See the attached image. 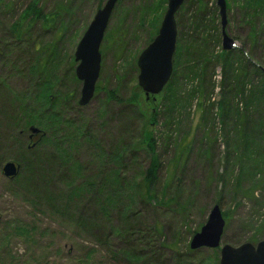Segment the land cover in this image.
Instances as JSON below:
<instances>
[{"label":"rangeland","instance_id":"rangeland-1","mask_svg":"<svg viewBox=\"0 0 264 264\" xmlns=\"http://www.w3.org/2000/svg\"><path fill=\"white\" fill-rule=\"evenodd\" d=\"M34 1L43 16H53V22L31 23L29 16L16 36L12 27ZM105 1L0 0V264H219L223 245L235 248L261 242L264 181L250 196V172L241 175L239 170L245 165L240 161V147L233 144L234 136L217 116L220 66L209 68L208 80L202 84V100L193 93L200 81L181 79V103L188 94L192 100L174 112L172 120L166 121L160 112L156 123L150 125L155 141L153 155L159 166L149 192L143 182L150 162L148 153L122 149L142 139L144 120L132 96L139 88L137 58L148 46L151 32L152 15L145 8L156 0H121L116 4L104 36L116 28L117 41L106 46L103 36L93 97L88 104H79L81 82L72 79L77 66L74 52ZM196 1L204 7L202 15L207 21L216 13L221 29L216 0H184L175 15L176 42L180 45L189 40L192 22L199 16ZM226 11V33L236 48L264 63V48L249 44L251 32L241 21V12L231 5ZM207 26L205 33L210 35L212 23ZM219 47L221 41L218 47L213 46L217 54ZM53 48L55 55H51ZM35 60H41L42 65L49 60L55 70L54 98L59 99L60 107L53 112L61 122L54 130L50 127L43 131L34 123L25 126L26 118L13 98L21 97L33 85L28 69ZM111 92L114 98L109 99ZM68 121L71 128L84 127L105 153L111 154L119 144L123 159L117 206L101 208L98 185L94 193L81 202L71 200L68 206L64 178L76 176L68 172L54 146L64 144L63 137L71 134ZM90 152V147L82 145L70 151L73 160L83 166L85 177L94 172ZM7 162L19 166L13 178L2 172ZM113 168L109 164L101 176L109 178ZM215 205L225 220L220 246L190 249L192 237ZM125 209L128 211L123 214ZM155 228L156 233L151 231Z\"/></svg>","mask_w":264,"mask_h":264},{"label":"trees","instance_id":"trees-1","mask_svg":"<svg viewBox=\"0 0 264 264\" xmlns=\"http://www.w3.org/2000/svg\"><path fill=\"white\" fill-rule=\"evenodd\" d=\"M226 2L227 10L231 5L241 12V21L249 27L251 32L249 44L261 45L264 48V0H226ZM166 3L167 0H156L154 5L145 8V12L152 15L148 44L158 32L164 15V13L161 14L159 11L163 10L162 7ZM196 3L199 7V16L192 22L189 40L184 41L181 45L178 41L176 42L172 61V75L167 85L156 96V100L155 97L146 100L142 91L136 87L138 91L133 94L132 101L138 107L137 111L144 120L142 139L139 143L132 144V147L126 146L122 149H124L123 151L127 149L133 151L143 150L148 153L150 162L147 170H145L143 182L145 190L149 192L157 180V169L159 166L158 159L153 155L155 141L150 125L156 123L160 112L167 117L166 121L172 120L173 113L178 109H182L183 104L189 102V99L192 100L193 96L188 94L183 103H181L179 91L181 79L199 80L200 85L197 86L193 93L194 95L197 94L202 100L204 97L202 84L208 80L209 68L213 67V65H215V68L220 66L222 81L219 90V100L216 104L217 116L220 118L221 125L225 126V129L230 130L229 132L234 136L233 144L235 143L236 147H240V161L244 160L245 162V165H240V174L244 175L246 172H250V196H253L254 189L264 181V169L262 168L264 166V63L254 58H248L244 50L238 48L225 52L219 47L217 54L214 48L218 47L221 41V34L216 13L214 16L212 14L213 19L211 21H207L205 16L202 15L204 7L199 5L201 4L200 1H196ZM36 7L37 2H32L24 12V16L23 14L21 15L20 22L12 27L11 31L16 36L20 35L21 25L29 16H32L30 19L31 23L36 20H45L46 24L53 22V16H43L41 10ZM208 23H212V29L210 28L209 30L212 31L210 35L205 33ZM117 34L116 28L106 32L103 40L106 46L117 41ZM52 51L51 55H55L56 51L54 48ZM40 61H33L28 69L33 85L25 91V94H21V97L13 96V98L17 103L21 116L23 115L26 118L25 126H30L34 123L40 126L43 131H46L47 128L50 129V127L51 130H54L61 122L60 119H56L57 114L53 112V110L56 111L60 107L59 99L54 98L57 84L55 70L52 69L53 66L50 65L49 60L43 62V65ZM72 79L74 82L77 81L73 70ZM98 90L99 87L96 88V92ZM68 98L69 96L65 95V99L68 100ZM108 98H114V93H108ZM28 101H30V104H28ZM198 105L200 106L201 104L199 103ZM49 111H52V113ZM68 122L66 125L70 129L71 134L63 137L64 144H54L58 155H60L61 162L67 165V170L72 174L71 176H76L75 178H64L67 183L65 185V189L67 188L65 199L68 206H70L71 200L81 202L87 194L94 193L95 185L99 186L98 192L102 197L100 203L102 209L117 206L119 189H122L119 172L123 159L119 144H116L117 146L111 154L105 153L99 141L88 134L84 127L72 126L71 128L72 124H70V121ZM44 142L47 143L49 140L47 139ZM80 145L88 149L89 147L91 148L90 157L93 158L91 159L93 163L90 166L94 167V172L90 173L91 176L85 177L86 172L83 171V166L74 161L71 156L70 151ZM109 164L114 167L111 176L109 178L102 177L101 171L109 168ZM259 175H261V178L257 179ZM81 177L84 178L83 181H80L81 179L79 178ZM70 179H72L71 183H69ZM108 191H111L110 197L107 193ZM104 193L105 197L103 196ZM246 194L247 192H245ZM127 211L128 209L123 210V214ZM104 214H106L105 211ZM156 230L155 228V230L151 231L156 233ZM133 259L139 258L134 257Z\"/></svg>","mask_w":264,"mask_h":264},{"label":"water","instance_id":"water-1","mask_svg":"<svg viewBox=\"0 0 264 264\" xmlns=\"http://www.w3.org/2000/svg\"><path fill=\"white\" fill-rule=\"evenodd\" d=\"M119 1L121 0L105 1L102 8L95 13L76 46L75 76L81 82L79 100L81 106L88 104L93 97L100 69L99 47L110 16ZM183 2L184 0H167L166 10L156 36L137 58V85L146 100L158 96L171 78L177 38L175 15ZM216 6L219 11L222 50L229 52L236 48V44L226 33L228 26L226 0H216ZM32 132L37 133V130ZM18 170L19 166L12 162H7L2 168L7 178L15 177ZM224 226L223 214L219 206L215 205L209 211L207 220L200 231L192 237L190 249L218 248ZM219 264H264V239L256 245L244 243L235 248L223 245L220 249Z\"/></svg>","mask_w":264,"mask_h":264},{"label":"flooded vegetation","instance_id":"flooded-vegetation-1","mask_svg":"<svg viewBox=\"0 0 264 264\" xmlns=\"http://www.w3.org/2000/svg\"><path fill=\"white\" fill-rule=\"evenodd\" d=\"M30 140V139H29Z\"/></svg>","mask_w":264,"mask_h":264}]
</instances>
